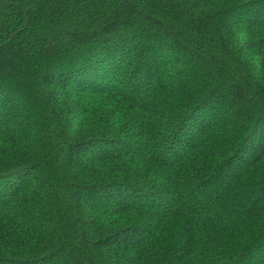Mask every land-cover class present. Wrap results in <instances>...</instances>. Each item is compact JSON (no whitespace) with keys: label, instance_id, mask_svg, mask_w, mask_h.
<instances>
[{"label":"trees","instance_id":"1","mask_svg":"<svg viewBox=\"0 0 264 264\" xmlns=\"http://www.w3.org/2000/svg\"><path fill=\"white\" fill-rule=\"evenodd\" d=\"M0 264H264V0H0Z\"/></svg>","mask_w":264,"mask_h":264}]
</instances>
